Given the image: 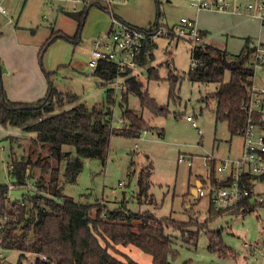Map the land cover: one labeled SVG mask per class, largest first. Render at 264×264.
<instances>
[{
    "label": "rangeland",
    "instance_id": "rangeland-1",
    "mask_svg": "<svg viewBox=\"0 0 264 264\" xmlns=\"http://www.w3.org/2000/svg\"><path fill=\"white\" fill-rule=\"evenodd\" d=\"M228 1L237 8L236 11L213 8L198 11L191 5V0H130L129 4L120 0L114 3L113 14L117 19L120 18L116 14L135 24L155 19L151 25L160 22L170 28L181 24L182 18L193 20L199 30L207 33V39L202 42L227 48L231 53H239L247 38L255 43H264V23L258 11L247 8L254 0ZM1 2L9 12L7 16L13 25H17L24 34L21 41L31 40L44 48L39 56V66L47 90L51 81L59 91L76 94L79 101L89 106H109L113 113V127L117 129L129 124L128 118L123 115L126 108L147 123L140 136L113 135L105 162L99 158H85L77 181L64 183L66 194L76 201L92 204L94 214L98 205L111 211L151 212L160 219L165 218L166 223L172 224L165 229V233L171 236L176 254L171 257V264H264V206L217 215L210 212L209 195L197 197L192 193L198 179H208L210 170L204 164V157L214 154L219 161L239 158L243 137L230 130L228 121L217 120V105L212 93L219 84L189 79L188 72L194 60L190 40L184 37L177 38L180 40L157 38L151 46L153 59L133 72L142 88L165 110L155 113L149 107H143L139 97L128 92L129 89L120 91L116 96L112 94L110 98V84H104L94 74V68L89 66L95 41L108 34L111 26L107 27V22L113 23L111 11L90 6L84 27L76 36L79 25L68 13L73 12L74 7L77 11L86 10L83 4H66L60 8L44 0ZM25 3L27 6L24 9ZM157 18L159 21H156ZM7 19L0 14V21ZM62 34H67L72 40L61 37ZM6 50L10 54L11 49ZM5 61L6 58L0 54L4 88ZM151 67H154L158 77L150 78L148 68ZM181 76L183 78L174 84L171 96L173 80L170 77ZM255 80L257 84L264 85V68H257ZM33 82L38 83V80ZM10 94L15 100L28 98V91L21 87ZM75 104L65 103L61 110ZM187 116L193 117L196 127ZM9 136H16L19 141L13 142ZM30 137H36V133L25 132L12 125H0V184L13 185L9 191L10 205L21 200L35 185L36 177H31L27 186H14L9 173L13 162L11 154L20 158L24 148L29 151ZM64 149L75 151L69 145ZM38 154L45 157L48 150L39 146L33 154L34 160ZM181 157L184 160H180ZM188 159H192V165L187 164ZM147 170L152 172L148 194L154 199L153 203L148 198L138 197L140 174ZM38 173L39 170L34 168L30 175L38 176ZM205 189L208 192L209 185H205ZM218 233L234 253L222 251V248L211 250V237ZM118 248L120 252L117 256L122 259L128 255L140 264H154L150 254L133 244L118 245ZM1 252V264L19 262L20 251L3 248ZM35 258V254L28 253L23 264H31Z\"/></svg>",
    "mask_w": 264,
    "mask_h": 264
},
{
    "label": "trees",
    "instance_id": "trees-1",
    "mask_svg": "<svg viewBox=\"0 0 264 264\" xmlns=\"http://www.w3.org/2000/svg\"><path fill=\"white\" fill-rule=\"evenodd\" d=\"M92 5L94 3L86 6V10L68 13L79 23L76 36L80 35ZM155 24L164 25L159 22ZM201 32L204 37L206 32ZM61 37L72 40L67 34ZM253 43L251 38H247L239 53H231L227 48L206 42L198 43L192 48V59L198 64L191 66L188 72L192 81L219 84L212 93L217 105V120L228 121L230 130L240 135L247 118L244 105L249 99L254 74ZM43 50L41 48V53ZM138 61L144 66L145 55ZM116 70V64L101 62L94 69V74L105 84L116 75ZM1 71L0 65V125H12L25 132L36 133V137L28 139L29 151L24 148L20 158L11 154L13 162L9 171L14 186H27V180L31 177H36L35 185L28 189L21 200L10 205V186L0 184L1 246L20 251L17 264H23L28 253L36 255L31 264H140L128 255H124V259L117 256L120 252L118 245L130 244L150 254L154 264H171L170 259L176 254L171 236L165 233V229L172 224L166 223L165 218L160 219L151 212L111 211L98 205L94 214L92 204L76 201L64 189V183L77 181L85 158L106 161L113 135L140 136L147 124L144 118L137 117L126 108L123 115L128 118L129 124L117 129L113 127V113L109 106H89L79 101L78 95L59 91L51 81L47 94L37 101H16L7 94ZM148 72L150 78L158 77L154 67L148 68ZM46 75L49 77L47 72ZM181 78L183 76L170 77L173 80L171 96L174 84ZM130 81L128 92L136 94L143 107L158 113L165 112L142 88L136 76ZM112 94L109 89L110 98ZM74 102L76 104L72 107L61 110L65 103ZM9 137L13 142L19 141L16 136ZM66 145L74 147L75 151L65 150ZM39 146L40 149H47L48 155L43 157L38 154L34 160L33 154ZM34 168L39 170L38 176L30 175ZM151 174L150 170L140 174L138 197L148 198L153 203L154 199L148 194ZM245 206L223 212H215L211 208L210 212L219 215L255 208L254 205ZM210 248L212 251L222 248V251L234 253L224 244L219 233L211 237Z\"/></svg>",
    "mask_w": 264,
    "mask_h": 264
},
{
    "label": "built area",
    "instance_id": "built-area-1",
    "mask_svg": "<svg viewBox=\"0 0 264 264\" xmlns=\"http://www.w3.org/2000/svg\"><path fill=\"white\" fill-rule=\"evenodd\" d=\"M81 3L88 6L93 3L111 5L119 0H45ZM191 5L199 10L217 9L236 11L228 0H191ZM126 3V0H123ZM251 11L257 12L264 23V0H254L247 5ZM111 11V10H110ZM0 12L7 13L0 0ZM113 14V13H112ZM112 28L108 34L97 39L91 52L89 66L96 69L101 62L116 64V75L109 80L110 89L116 96L120 91L131 87L134 70L140 67L139 58L151 48L157 38L177 39L184 37L195 46L202 42L203 34L195 21L181 19V24L172 28L168 25L138 27L117 19L113 14ZM254 74L249 88V99L244 108L247 113L246 122L241 132L243 137L242 155L237 159H221L214 154L204 157V164L209 168L208 179H202L198 187L197 197L209 195L211 208L215 212L231 211L239 207L264 206V85L256 83L257 68H264V43H253ZM198 62L193 60L192 67ZM196 127L192 116H187ZM180 160H184L181 157ZM192 165V159L187 160ZM214 172V173H213ZM214 174V175H213ZM214 177V178H213ZM209 185V191L205 189ZM10 186V185H9ZM13 187L10 186V189ZM0 245V258L3 257Z\"/></svg>",
    "mask_w": 264,
    "mask_h": 264
},
{
    "label": "crops",
    "instance_id": "crops-1",
    "mask_svg": "<svg viewBox=\"0 0 264 264\" xmlns=\"http://www.w3.org/2000/svg\"><path fill=\"white\" fill-rule=\"evenodd\" d=\"M45 2L46 3L50 2L53 5V7H60V8H64L66 4H72L73 6L77 4H81V3L59 2V1L57 2L55 1L56 3H54V1H45ZM127 2H130V0H126V3ZM27 3L24 4V9L26 8ZM114 3H112L111 5H107L105 3L100 2V3H94V5L92 6H97L106 12H110L111 10V13H113ZM10 8L14 9V6H10ZM73 12H80V11H77L76 7H74ZM8 13L9 12L7 13L0 12V14H2L6 19L8 18L5 21H0V54L6 58V61H5L6 72L4 73L5 89H7V92L9 93V97L15 100L14 96H12L10 92L14 91V93H16V91L20 89V87L25 88L28 91V98L21 99V100L22 101L26 100V102L37 101L38 99L45 96L46 95L45 93H47L48 91L47 85L43 77L44 75L39 66V56L41 54V47H39L40 44L33 43L31 42V40H26L25 42L21 41L24 34L20 31L17 25H13L14 23L10 19L9 15L7 16ZM116 16L119 17L121 20L126 21L120 15L116 14ZM156 21H159L158 18ZM154 22H155V19L153 20L149 19L143 24H135L133 22H128V23H131L138 27H147ZM111 23L107 22V27L108 25L111 26L110 29L112 28ZM161 24L167 25L165 23H161ZM206 35L203 37L202 41H205V39H207ZM177 40H180V39H177ZM7 48L11 49L10 54H7V50H6ZM144 55L146 58V64L144 66H146L150 63V60L153 59V51L151 50V48H147V52ZM33 80H38V83H34ZM17 98L20 99L19 97ZM21 100H16V101H21ZM16 128H19V127H16ZM19 129L21 130V128ZM200 181L202 183V179H200Z\"/></svg>",
    "mask_w": 264,
    "mask_h": 264
},
{
    "label": "water",
    "instance_id": "water-1",
    "mask_svg": "<svg viewBox=\"0 0 264 264\" xmlns=\"http://www.w3.org/2000/svg\"><path fill=\"white\" fill-rule=\"evenodd\" d=\"M202 185V183H201V181L200 180H198L197 181V183H196V185H195V187L192 189V193L195 195V196H197V193H198V187H200Z\"/></svg>",
    "mask_w": 264,
    "mask_h": 264
}]
</instances>
